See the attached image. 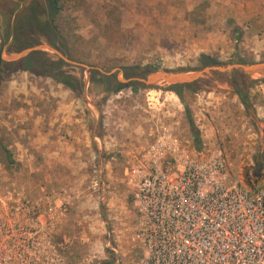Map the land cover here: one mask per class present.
Listing matches in <instances>:
<instances>
[{
	"label": "rangeland",
	"instance_id": "374dc122",
	"mask_svg": "<svg viewBox=\"0 0 264 264\" xmlns=\"http://www.w3.org/2000/svg\"><path fill=\"white\" fill-rule=\"evenodd\" d=\"M32 1L0 0V13L12 25L4 56L50 45L53 49L33 52L48 62L61 61L84 86L75 91L51 75L6 68L0 81V191L22 187L33 194L38 182L49 178L55 152L65 151L61 177L68 176L71 185L74 180L77 193L58 239L74 264H138L141 249L134 238L136 210L126 170L162 126L203 155L222 149L232 180L264 189V75L245 73V106L228 82L234 69H226L264 62V0L71 1L67 13L82 37L76 58L53 45L45 35L53 31L40 22L15 18ZM201 55L217 63L202 64ZM153 65L221 70L205 71L180 97L167 89L170 83L137 80ZM98 70L138 89L127 85L111 92L114 86L107 82L91 83ZM207 129L215 137L212 143L203 140ZM102 164L107 166L100 172ZM67 169L74 172L67 175Z\"/></svg>",
	"mask_w": 264,
	"mask_h": 264
},
{
	"label": "built area",
	"instance_id": "2783aa9c",
	"mask_svg": "<svg viewBox=\"0 0 264 264\" xmlns=\"http://www.w3.org/2000/svg\"><path fill=\"white\" fill-rule=\"evenodd\" d=\"M186 143L162 126L126 170L138 264H264V189L232 180L222 149ZM67 192L0 191V264H74L58 239Z\"/></svg>",
	"mask_w": 264,
	"mask_h": 264
},
{
	"label": "trees",
	"instance_id": "16d2710c",
	"mask_svg": "<svg viewBox=\"0 0 264 264\" xmlns=\"http://www.w3.org/2000/svg\"><path fill=\"white\" fill-rule=\"evenodd\" d=\"M47 6H41V4L34 0L31 2L29 9L32 11L30 23L33 19L40 22L42 26L46 29L53 31L54 35H49L45 31L47 39L53 43V45L59 47L64 53L68 54L69 57L76 58L78 57V48L77 45L82 37L76 32L77 26L75 24V18L67 13L66 5L73 1L78 2L80 0H47ZM46 17V20L43 19ZM49 32V31H48ZM199 61L202 64H215L217 61L208 55H201ZM246 62V61H245ZM247 63H253L247 61ZM10 70H22L29 71L36 75H51L57 81L65 84L69 88L78 91L79 88L82 90L84 83L80 81L75 75L65 72L61 68V61H50L40 59L37 57L36 52L30 53L29 55L11 62ZM58 68L56 73H50L53 68ZM151 71L160 69L159 66L153 65L150 67ZM248 76L234 69L231 71V79L228 80L236 89V93L239 95L241 102L245 106H249V94L245 86ZM91 83L99 84V82H107L109 86H114L111 92H115L124 88L127 85L133 87L134 90L138 89V85L134 83H121L115 76L96 71L95 74L91 76ZM114 82V83H113ZM255 82V79L252 80ZM110 86V88H111ZM168 90L175 91L180 97H183L185 89H193L192 84H170L167 86ZM195 91V90H194ZM192 130L195 135L197 143H202V140L199 137V131L196 129L194 124H192ZM12 161V160H11Z\"/></svg>",
	"mask_w": 264,
	"mask_h": 264
},
{
	"label": "water",
	"instance_id": "95a60500",
	"mask_svg": "<svg viewBox=\"0 0 264 264\" xmlns=\"http://www.w3.org/2000/svg\"><path fill=\"white\" fill-rule=\"evenodd\" d=\"M0 39L2 40L1 42V51H0V61L2 59L8 60V61H17L28 54H30L33 51L40 50V49H53L50 45H38L34 46L31 48H27L15 55L12 56H4V53L7 49L6 41H5V36L3 34V29L0 27ZM57 53H59L57 50H55ZM74 62L75 61H71ZM241 69L244 73L246 74H263L264 75V62H253V63H238V64H233L231 66H228L226 69ZM208 70H221L220 67L218 66H209L205 67L201 70L194 71V72H187L184 70H167V69H160V70H154L151 71L147 77L137 79L140 80L141 82L147 84V85H152L158 82H167L170 84H192L196 82L199 77L201 76L202 73Z\"/></svg>",
	"mask_w": 264,
	"mask_h": 264
},
{
	"label": "crops",
	"instance_id": "0c3cea01",
	"mask_svg": "<svg viewBox=\"0 0 264 264\" xmlns=\"http://www.w3.org/2000/svg\"><path fill=\"white\" fill-rule=\"evenodd\" d=\"M209 131L210 130H208V129L206 130V134L203 135V140H205L207 143H212L213 141H215V137L211 133H209ZM64 154H67V153L65 151L64 152H62V151L59 152L58 151V153L55 152V154H54L55 156H54V158L51 159V162L50 161H49V163L47 162L48 164H50L49 166L51 167L49 178L46 177V179H45V176H43V178L46 181L43 180V182H41V181L38 182V184L36 185L35 188L39 189V188L43 187L42 184L44 183V185H46V186L49 185L50 189H56V190L67 189V191H68L67 193H68V196H69L70 200H72V199L74 200V195H75V193H77V192H74V190L77 189V187L74 184L75 183L74 180H73V185H71L70 184V180L71 179H69L68 176L65 175V176L61 177V172L60 171H62V169L66 170V168H65L67 166L66 162L68 161L66 159V157H62V155H64ZM100 162L104 163L103 161H100ZM106 166L107 165H103L102 164L101 166L98 167V170L100 172H103V170L106 169ZM72 172H74L73 169L71 171L69 169H67L66 174L68 175V174H70ZM49 180H50V182H52V184H50L49 182H48V184H46V182L49 181ZM104 193H103V195H104ZM82 195L85 196V191H84V194L82 193ZM69 218L70 217L68 216L64 225H67V223L70 221Z\"/></svg>",
	"mask_w": 264,
	"mask_h": 264
},
{
	"label": "flooded vegetation",
	"instance_id": "af4514ba",
	"mask_svg": "<svg viewBox=\"0 0 264 264\" xmlns=\"http://www.w3.org/2000/svg\"><path fill=\"white\" fill-rule=\"evenodd\" d=\"M30 6L27 7L26 11L25 12H22V13H19V15H16L15 18H19V20L21 21V18L23 20H29L30 19V15H31V12H30V9H29ZM6 14H1L0 13V27L3 29V34L5 36V41H6V45H8V41H9V33H10V28H12V25L9 23L7 25L6 21ZM1 42L2 40L0 39V51H1ZM14 62V61H13ZM8 64V65H7ZM11 63L5 59H2L0 61V81L2 80L3 78V75L5 73V70L7 67L10 68V65Z\"/></svg>",
	"mask_w": 264,
	"mask_h": 264
}]
</instances>
